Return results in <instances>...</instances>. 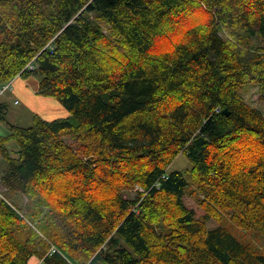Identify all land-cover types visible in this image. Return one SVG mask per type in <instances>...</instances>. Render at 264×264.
I'll return each mask as SVG.
<instances>
[{"label":"trees","instance_id":"1","mask_svg":"<svg viewBox=\"0 0 264 264\" xmlns=\"http://www.w3.org/2000/svg\"><path fill=\"white\" fill-rule=\"evenodd\" d=\"M203 7L172 51L150 52ZM31 73L69 115L23 127L0 103L3 179L28 198L22 214L0 194V264H264L208 226L228 213L264 237V114L240 92L264 101V0H0V84ZM181 152L190 169L167 172Z\"/></svg>","mask_w":264,"mask_h":264},{"label":"rangeland","instance_id":"2","mask_svg":"<svg viewBox=\"0 0 264 264\" xmlns=\"http://www.w3.org/2000/svg\"><path fill=\"white\" fill-rule=\"evenodd\" d=\"M206 7H203V9H196L193 12H191L189 15L179 18V25L173 33H169L163 37H160L156 42L153 44V46L150 49L151 53H161L165 51H172L177 43L183 38L184 33L187 29L195 26L196 24L200 22L206 21L207 18V12ZM99 24L102 26L103 31L106 34H109L110 32V26L104 21V20H98ZM16 78V77H15ZM21 80H25L27 78H34V79H41V75L39 73H31L27 76H22ZM20 80L17 82L19 90H23V83H19ZM15 87V84H14ZM241 94L244 98V100L250 105L255 108L260 109L264 114V101L260 98V92L259 87L252 83H247L242 86L241 88ZM3 100L8 101V114H7V120L12 121L14 123H18L19 125H22L23 127H29L34 122V116L32 113L29 112V110L25 107V104L29 97L27 98L21 94L18 90H10L7 91L6 94L2 97ZM17 100L16 103L14 101ZM58 102V101H57ZM59 103V102H58ZM60 104V103H59ZM3 126H6L7 132H3V135H7L9 132V127L1 123ZM67 140L74 146L75 149L79 151L80 143L75 142V140H72L70 138H67ZM11 141L12 145H14L16 148H18L17 142L14 139L9 138L7 142ZM82 155V154H81ZM191 167V161L188 158V156L181 152L174 161L168 166L167 172L171 171H182L186 172ZM124 168V166L121 167V169ZM124 175H121V178L118 181H121L123 179ZM4 185V183L0 184V194L4 197V199L13 207L18 209L22 214L27 213V204H28V198L24 194L20 193L19 190H9ZM138 192H145L144 188L140 185H135L131 189L123 190V195L125 197H129L131 199H134ZM185 202L186 204L193 208L196 212V215L200 217L204 214V209L199 204V198L198 194L194 191L193 187H190L188 189V192L185 196ZM135 207V206H134ZM47 208L43 207V213L47 212ZM36 222H39V220H34ZM218 225H224L228 227L234 234H236L240 239L246 240L253 244V246L257 247L259 250L264 252V237L261 236L258 232L253 230H246L241 227H238L237 224H235L228 213H224L222 216V221L212 220L209 219L208 226L209 227H216ZM42 238L46 240V238L41 234ZM48 243H50L49 240H46ZM52 245V244H51ZM50 251L54 252L55 246H50Z\"/></svg>","mask_w":264,"mask_h":264},{"label":"crops","instance_id":"3","mask_svg":"<svg viewBox=\"0 0 264 264\" xmlns=\"http://www.w3.org/2000/svg\"><path fill=\"white\" fill-rule=\"evenodd\" d=\"M21 77L22 76L19 75L12 80V89H7L0 94V103L8 104V101H5L2 99V97L6 94L7 91L18 90L26 98L27 96L29 97V99L27 100L25 104V107L29 110L30 113L33 114V116L37 114V115H40L44 119L52 120V119L59 118V117H67L69 115L68 110L63 105L59 104L57 102V99L51 96L43 95L39 92V84H40L41 79L38 80L34 78H27L25 80H21L22 79ZM19 80L21 83H23V87H24V89L21 91L19 90V87L17 84ZM14 84H15V87H14ZM0 87H1V84H0ZM16 102L17 100L14 101V103ZM1 123L2 121H0V137L9 136L11 134V130L9 129V132L7 135H3V132H7V128L6 126H3ZM10 123L19 125L18 123H14L12 121ZM5 146L8 149L11 157L16 158V159L19 157V153H18L19 146L18 148H16L14 145H12L11 141L7 142ZM6 171H7V162L0 155V184L4 183L7 189L12 190L13 188H9V186L6 185L3 179L6 174ZM41 261H42L41 258L34 256L29 260L28 264H44Z\"/></svg>","mask_w":264,"mask_h":264},{"label":"built area","instance_id":"4","mask_svg":"<svg viewBox=\"0 0 264 264\" xmlns=\"http://www.w3.org/2000/svg\"><path fill=\"white\" fill-rule=\"evenodd\" d=\"M27 67H28L29 69H31V70H34V69L36 68V65H34V64H29ZM7 89H12V81H9L8 83L3 84V85L0 87V94H1L2 92H4L5 90H7ZM163 177H165V175H163ZM158 184H159V183H158Z\"/></svg>","mask_w":264,"mask_h":264},{"label":"bare ground","instance_id":"5","mask_svg":"<svg viewBox=\"0 0 264 264\" xmlns=\"http://www.w3.org/2000/svg\"><path fill=\"white\" fill-rule=\"evenodd\" d=\"M53 250L55 251V248Z\"/></svg>","mask_w":264,"mask_h":264},{"label":"water","instance_id":"6","mask_svg":"<svg viewBox=\"0 0 264 264\" xmlns=\"http://www.w3.org/2000/svg\"><path fill=\"white\" fill-rule=\"evenodd\" d=\"M227 110L225 109V112H226Z\"/></svg>","mask_w":264,"mask_h":264}]
</instances>
